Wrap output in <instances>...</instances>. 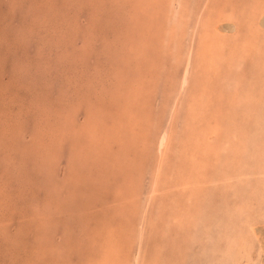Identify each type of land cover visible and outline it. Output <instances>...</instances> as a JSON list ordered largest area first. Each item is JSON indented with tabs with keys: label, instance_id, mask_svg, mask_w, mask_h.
<instances>
[{
	"label": "rangeland",
	"instance_id": "374dc122",
	"mask_svg": "<svg viewBox=\"0 0 264 264\" xmlns=\"http://www.w3.org/2000/svg\"><path fill=\"white\" fill-rule=\"evenodd\" d=\"M0 264H264V0H0Z\"/></svg>",
	"mask_w": 264,
	"mask_h": 264
},
{
	"label": "bare ground",
	"instance_id": "6f19581e",
	"mask_svg": "<svg viewBox=\"0 0 264 264\" xmlns=\"http://www.w3.org/2000/svg\"><path fill=\"white\" fill-rule=\"evenodd\" d=\"M187 81L186 79L183 81V84H185ZM166 144V136L165 135H162L159 139V142H158V147H159V150H162L164 148ZM162 152V151H161Z\"/></svg>",
	"mask_w": 264,
	"mask_h": 264
}]
</instances>
